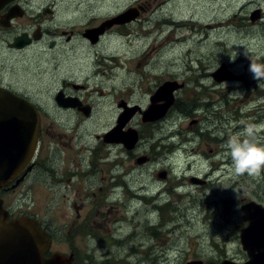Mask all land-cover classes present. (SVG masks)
Segmentation results:
<instances>
[{
    "label": "rangeland",
    "instance_id": "374dc122",
    "mask_svg": "<svg viewBox=\"0 0 264 264\" xmlns=\"http://www.w3.org/2000/svg\"><path fill=\"white\" fill-rule=\"evenodd\" d=\"M29 2L32 8L54 2L59 11L71 14L95 11L100 21L116 16L126 10L125 6L133 4L135 7L128 9L132 10V17L138 18L141 11L143 16L140 22L119 31L123 38L104 40L107 51L115 52L116 62L96 64L95 72L100 75L97 79L93 80L91 65L82 67L83 61L89 63L95 58L94 49L86 44L69 52L68 60L61 62L66 63L62 69L69 72L70 78L75 74L80 76L82 68V79L91 86L87 94L98 88L97 95L86 96V100L96 106V122H80L74 114L57 115L52 110L51 96L58 86L53 65L47 64L43 57H36L38 63L30 65L32 70H45L41 69L43 73L36 80L42 82L40 102L46 111L42 113V121L46 126L54 122V127L44 131L47 135L44 156L47 165L54 169L29 176L16 192L8 194L5 199L8 209L15 216H35L46 227H58L61 232L72 230L74 240L58 241L53 249L73 255L74 264L247 262L249 257L239 237L240 231L247 226L243 222L242 207L245 202L264 206V170L256 176L235 174L226 141L236 137L246 125H256L260 129L255 134V141L264 144V80L258 86L248 71L250 61L242 55L247 49L250 58L264 63V0ZM136 3L144 4L147 9L139 10ZM257 10L262 13L261 18L252 22V14ZM111 21L113 19L106 23L107 26ZM165 24L175 26L174 33L171 27L164 28ZM1 29L0 67L5 57H8L7 62L11 61L6 42L19 28ZM186 29L198 31L195 38L174 46L173 41L189 34ZM33 54L32 50L31 57ZM231 57H237L235 62ZM223 68L245 80L217 82L213 74ZM171 79L184 85L177 95V101L181 103L164 124L166 131L157 130L153 136L161 141L165 133L164 142L174 140L176 148H161L159 159L164 160H158L150 167L147 165L143 170L132 166L131 159L121 158L118 173L111 175L118 177L117 181H110V176L105 179V184L99 183L100 175L88 174L89 160L96 155L93 152L91 156L89 144L99 145L98 139L115 137L108 130L111 109L117 106L119 98V101H129L148 109L157 88ZM112 80L120 84H113ZM122 83L128 93L125 97H120ZM184 105L186 109L182 110ZM137 110V106L126 110L117 132L114 131L116 136ZM193 119H199L200 124H195ZM120 151V148L110 151V159L123 156ZM76 168L83 169L81 175L68 182L71 179L68 171ZM163 170L169 172L167 179L160 177ZM124 174L127 178L122 177ZM59 180L61 182L57 184ZM100 187H104V195L98 192ZM89 197L97 204L98 199L104 202L103 198H107L109 205L100 209L110 208V211L100 219L88 218L79 226L80 217L71 203L75 198L87 200ZM155 205H158V211L151 212ZM84 224L88 227L82 231Z\"/></svg>",
    "mask_w": 264,
    "mask_h": 264
},
{
    "label": "flooded vegetation",
    "instance_id": "af4514ba",
    "mask_svg": "<svg viewBox=\"0 0 264 264\" xmlns=\"http://www.w3.org/2000/svg\"><path fill=\"white\" fill-rule=\"evenodd\" d=\"M129 5L125 6V11L135 7L133 4L131 6ZM136 6L139 10L145 11V9H147V7L141 3H136ZM90 12L91 13L87 14L85 11H75L71 14L69 11H59L54 2L47 6L32 8L31 2H29V0H14L12 3L6 5L0 10L1 30L4 28L5 30L3 31H11L15 27L19 28L15 34H11V39L6 42L8 49L7 52L12 57H10V62H7L8 57H5V62L2 63V67H0V88L8 90L17 97L31 103L36 108L39 116V141L35 154L33 155L26 169L19 172L8 184L0 189V202L2 203L3 210L8 213V221L18 219L22 215L20 214L19 216H15V213L13 214L8 209L5 200L6 196L10 193L16 192L27 181L29 176L54 169L50 167V164L47 165V157L44 156V151L46 148L45 138H47V135H44V131L46 133L51 127H54V122H50V124L46 126L42 121V113L46 112L44 111V108L40 102L42 91L39 89L42 82L36 80L43 73L41 69L43 71L45 70L43 68L32 70L30 65L32 66L33 63H38L36 57L46 58V63L53 65V72L56 77V84L58 86L51 96L55 109L52 110L57 115H61L60 113L74 114L79 117L78 119L80 122L84 120H92L96 122V106L92 101L86 100V96L91 98L94 94L97 95L98 88L96 90L94 88L90 94H87L86 92L91 88V86L88 85L87 81L82 79V68L79 70L80 76L75 74L73 78H70L69 72L65 69H62V66L66 63L61 62L63 60L66 61V59L68 60L69 52L72 50L75 51L76 47L82 44H86L87 46L94 49L95 58H91L89 63L83 61L82 67L84 64H88V66L91 65L90 69L94 76L93 80H95V78L97 79L100 75L99 73L95 72L94 67L96 64L101 62H116L114 58L115 52L113 53L107 51L105 44H103L104 40L107 38H114L115 40L117 38H123L120 32H123L128 27L140 22L143 16L141 11L139 17L132 21L123 23L118 22L114 23V25L111 27H108L107 24L105 26L104 24L108 23L109 20L123 12L118 13L116 16H109L103 21H100L99 17L97 16V12ZM10 14L14 15V17L8 20V27L2 26L1 23L5 22ZM99 28L104 29L99 35L90 34V31L92 30H96L98 32ZM117 32H119V34ZM22 37L24 38L25 45H21L23 44V42L20 40ZM17 44H20L23 47H17ZM32 50L34 51L33 57L30 55ZM6 64H10V66L7 67ZM168 81L175 83L176 86L180 85L175 79ZM112 83L120 84L116 82V80H112ZM122 87L123 90L120 94V97H125L128 93L124 89L123 83ZM183 88L184 85L173 92L175 98L174 104L169 109L165 117L159 121L144 122L142 112L146 109L139 106L140 108L138 109V113H136L127 122L123 129V132L128 130H135L137 132L138 141L132 149H129L124 144H118L117 142H107V140L103 139H98L99 145L97 143L89 144L91 156L93 152H95L96 155H93V157H91L89 160L88 174L100 175L101 177L98 179L99 183L105 184V179L113 175V173H118L117 168L118 164L122 163V161H119L121 158L131 159L132 166L135 165L134 167L137 169L143 170L145 166L149 165L150 167L158 160H162L159 159V154L162 153L161 148L174 150L176 148L173 144L174 140H168L167 144L164 142L165 133L163 134L164 139L161 141H157L153 135L157 130L166 131L167 128L164 129V124L168 121V118H170L172 111H175L179 107L181 102L177 101V95H180L179 93L183 91ZM119 100L117 106L111 109L113 113L110 117L111 122L108 126L109 131L117 126L119 116L121 115L120 113L123 112V110L126 111L133 106H138L136 104L130 103L129 101ZM159 104H162V102H159ZM56 121L59 122L58 119H56ZM195 121V124H200L199 119H196ZM60 122L64 123V120L61 119ZM95 122L94 125H96ZM134 122H137L138 124L133 125ZM194 131L196 132L195 129ZM117 148H120V152L124 155L122 156L120 154L118 158L111 160L110 157L112 154H110V151ZM97 153H99V155ZM62 155L63 153L60 156ZM82 171L83 169L79 168L69 170L68 176H71V179L68 180V182H71L74 176L79 178ZM163 172L165 173V178L166 175L168 178L169 172L163 170L161 173ZM59 175L60 173L57 174V176ZM122 177L127 178L125 174L122 175ZM113 179L117 181L118 177L111 176L110 181ZM60 182L61 180H59L57 184ZM103 189L104 187H100L98 192H101L104 195ZM122 189L124 190V188ZM75 193L78 194L79 189L76 190ZM93 195L96 196L97 193L94 192ZM103 199L105 200L104 202L98 199V204L92 200V197L87 198V200L85 198H75L73 200L71 207L75 208L78 213V217H80L81 222L79 226H81L88 218L95 216L96 219H100L109 213L110 208H107V210L100 209L101 207H107L109 205L106 200L107 198ZM79 201L81 203H78ZM82 212L84 213L83 215H81ZM30 217L36 219L39 222V225L43 227V229L52 239L53 243L58 241H70L75 237L71 235L72 230H63L61 232L58 227H46L37 217ZM84 226L88 227L87 224H84L83 227ZM53 248L54 245L50 249V252L52 253L55 252ZM49 256L50 253H47L46 257ZM233 262L241 264V262L236 260Z\"/></svg>",
    "mask_w": 264,
    "mask_h": 264
},
{
    "label": "water",
    "instance_id": "95a60500",
    "mask_svg": "<svg viewBox=\"0 0 264 264\" xmlns=\"http://www.w3.org/2000/svg\"><path fill=\"white\" fill-rule=\"evenodd\" d=\"M14 0H0V10ZM132 10L117 16L108 27L121 22H129ZM260 10L252 14V22L261 18ZM10 14L2 26L8 27V20L13 18ZM117 20V21H116ZM104 29L92 30L90 34L99 35ZM24 44V38H20ZM20 44L17 47H23ZM223 72H226L225 74ZM213 78L217 82L225 80H245L226 71L219 69ZM182 85L165 82L159 87L151 98L152 104L144 113V121L160 120L168 113L174 104L173 92ZM163 102V104H159ZM88 115V113H87ZM126 123V122H125ZM123 127V126H122ZM121 127V128H122ZM121 130V129H120ZM112 135L115 133L112 131ZM117 132V131H116ZM111 133V132H110ZM39 136V120L36 109L28 101L21 99L8 90L0 88V189L8 184L19 172L23 171L32 159L37 147ZM122 141L129 148H133L138 138L135 131H129ZM109 137V136H108ZM110 141V140H108ZM115 141V140H111ZM7 172V173H6ZM164 175L160 174L163 178ZM197 183V181H195ZM243 222L247 227L241 230V245L247 253L249 260L243 264H264V207L261 204L250 202L242 207ZM8 213L3 210L0 202V264H73L74 256L61 252L46 254L50 251L51 239L48 234L29 217L8 221ZM189 264H202L192 262ZM221 264H237L223 262Z\"/></svg>",
    "mask_w": 264,
    "mask_h": 264
},
{
    "label": "clouds",
    "instance_id": "9594fccd",
    "mask_svg": "<svg viewBox=\"0 0 264 264\" xmlns=\"http://www.w3.org/2000/svg\"><path fill=\"white\" fill-rule=\"evenodd\" d=\"M242 55L250 61L248 71L259 86V82L264 80V63H258L250 58L247 49H244ZM235 59L231 57L232 62H235ZM259 129L260 126L246 125L236 134V137H229L226 141V148L230 153L231 166L235 174L256 176L264 170V144H258L255 141V134ZM238 198L237 194V200ZM237 211H239V206H237Z\"/></svg>",
    "mask_w": 264,
    "mask_h": 264
},
{
    "label": "bare ground",
    "instance_id": "6f19581e",
    "mask_svg": "<svg viewBox=\"0 0 264 264\" xmlns=\"http://www.w3.org/2000/svg\"><path fill=\"white\" fill-rule=\"evenodd\" d=\"M168 24H165V26H164V28L167 26ZM172 28V29H170V30H172V32L174 33V31L176 30V27L175 26H173V25H170V26H167V28ZM173 27H174V29H173ZM164 29H162V31H163ZM187 31H188V35H191L190 37H186V36H188V35H186L185 37H179V39L177 38V40H175V41H173V43H174V46L175 45H179L180 44V42H184V40H189L190 41V39H193V38H195V34L198 32V31H196V32H191V31H189L188 29H186ZM168 32H169V29L167 30ZM182 31V30H181ZM185 31V30H184ZM165 33V32H164ZM176 33V32H175ZM152 34V33H151ZM202 34V33H201ZM153 35V34H152ZM151 35V36H152ZM170 35V34H169ZM198 35V34H197ZM205 35V34H204ZM203 35V36H204ZM144 36H146V35H144ZM148 36V35H147ZM202 36V35H201ZM154 37H155V35H154ZM198 37V36H197ZM196 37V38H197ZM180 38H182V40L180 39ZM184 38V39H183ZM160 39V38H159ZM202 39H203V37H202ZM185 43V42H184ZM170 46V45H169ZM173 46V47H174ZM167 49V48H166ZM166 49H163V50H166ZM171 50V49H170ZM154 59H155V57H153ZM150 62V61H149ZM110 112V111H109ZM141 210H142V208H140Z\"/></svg>",
    "mask_w": 264,
    "mask_h": 264
},
{
    "label": "trees",
    "instance_id": "16d2710c",
    "mask_svg": "<svg viewBox=\"0 0 264 264\" xmlns=\"http://www.w3.org/2000/svg\"><path fill=\"white\" fill-rule=\"evenodd\" d=\"M181 109H182V110L186 109V105L181 106ZM190 114H191V113H190ZM190 114H187V115H190ZM86 228H87V226H84L83 229H82V231L85 230Z\"/></svg>",
    "mask_w": 264,
    "mask_h": 264
}]
</instances>
